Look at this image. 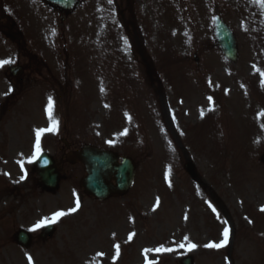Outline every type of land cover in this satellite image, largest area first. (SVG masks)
I'll return each instance as SVG.
<instances>
[{"label":"rangeland","instance_id":"374dc122","mask_svg":"<svg viewBox=\"0 0 264 264\" xmlns=\"http://www.w3.org/2000/svg\"><path fill=\"white\" fill-rule=\"evenodd\" d=\"M215 16L235 36L234 63L215 43ZM9 59L0 68V264H264L256 0H78L69 13L44 0H0V60ZM53 120L39 151L60 171L49 191L32 158L36 131ZM84 145L133 161L124 194L99 201L84 191L74 155ZM56 212L67 214L41 239L43 226L32 229ZM226 227L227 244L204 247L221 243ZM22 229L28 248L14 239Z\"/></svg>","mask_w":264,"mask_h":264},{"label":"water","instance_id":"95a60500","mask_svg":"<svg viewBox=\"0 0 264 264\" xmlns=\"http://www.w3.org/2000/svg\"><path fill=\"white\" fill-rule=\"evenodd\" d=\"M49 1L61 4L63 7L67 8L74 4V0ZM214 34L223 55L229 61H235L237 57L235 39L229 28L219 17H216L214 20ZM14 71H17V69ZM79 157L87 166V176L83 181V186L91 195L99 199H104L112 192H124L128 188L133 176V165L128 159L123 158L122 163L115 166V157L112 154L90 148H84L79 154ZM35 166L42 185L51 190L55 189L59 177L55 170L53 160L48 155L42 154L35 162ZM113 172H115L114 178L116 187L108 186L104 183V178H107L108 175ZM52 232V226H45L41 237L44 238L45 236H49ZM15 239L22 246L28 247L30 235L20 230L16 233ZM181 264H192V259L185 258L182 260Z\"/></svg>","mask_w":264,"mask_h":264},{"label":"snow or ice","instance_id":"6c2138e0","mask_svg":"<svg viewBox=\"0 0 264 264\" xmlns=\"http://www.w3.org/2000/svg\"><path fill=\"white\" fill-rule=\"evenodd\" d=\"M112 0H109V3H111ZM257 3H259L261 5V7H264V0H256ZM14 61L12 60H0V68H3L5 65L7 64H10V63H13ZM210 101L212 100V97H209L208 98ZM51 108H52V103H51V98L49 100V116H50V119H51ZM261 115H264V113H262ZM56 122L53 120V126L49 129H38L36 131V154L39 155V151H40V137L42 135V133H44L45 131H50V132H55L56 131ZM36 157L34 156L32 159H35ZM31 162V161H29ZM21 179H23V177H21ZM157 203H159V201H157ZM211 206V205H210ZM79 207V201L76 202V208H72L70 211L72 212H75L77 210V208ZM213 211H215V209L213 208ZM261 211H264V207L261 208ZM67 213L65 212H56L53 214L52 218L49 220L48 218H45L44 220H41L39 222L36 223V225L34 226V228L32 229L33 231H35L36 229H39L41 228L42 226H44V224L46 223H54L56 222L60 217L66 215ZM225 223H227L225 221ZM135 235V233H130L129 234V237L128 239L131 240L133 238V236ZM228 236H229V229L226 227L224 229V232H223V241L221 243H208L206 245H204V247L206 248H221L223 247L225 244H227L228 242ZM185 240H188V237H184ZM185 245L184 244H180L179 247L183 248ZM188 247V250L191 251L192 249H195L197 247L196 244H192V243H189L187 245ZM114 248L116 250V256L113 257V259L115 260L116 257L119 256L120 254V245L119 244H115L114 245ZM152 249H145V253H148V252H151ZM157 252H160V251H173V249H164V248H158L156 249ZM98 256H103L104 253L103 252H100V253H97ZM29 259V262L31 264V257L28 258ZM146 264H154V261H151V260H147V257H146Z\"/></svg>","mask_w":264,"mask_h":264}]
</instances>
